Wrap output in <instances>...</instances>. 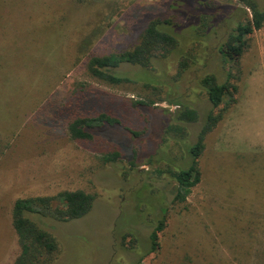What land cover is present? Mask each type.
I'll use <instances>...</instances> for the list:
<instances>
[{"label":"rangeland","instance_id":"374dc122","mask_svg":"<svg viewBox=\"0 0 264 264\" xmlns=\"http://www.w3.org/2000/svg\"><path fill=\"white\" fill-rule=\"evenodd\" d=\"M243 9L239 0H0V264L20 254L15 202L72 191L95 196L87 217L38 219L62 247L54 264H264V149L247 135L248 115L263 123L248 103H264V89L247 85L264 76V27L241 58L224 60L218 50L246 21ZM155 19L190 37L187 71L174 53L149 71L126 67L133 82L122 86L91 77V58L133 49ZM206 75L220 83L231 75L237 92L216 111L226 110L205 140L201 182L174 204L169 172L187 164V146L212 110L200 84ZM185 107L198 122L184 124V140L167 137ZM100 115L121 125L92 141L71 138L74 119ZM258 122L250 132L262 138ZM112 153L119 159L105 163Z\"/></svg>","mask_w":264,"mask_h":264},{"label":"trees","instance_id":"16d2710c","mask_svg":"<svg viewBox=\"0 0 264 264\" xmlns=\"http://www.w3.org/2000/svg\"><path fill=\"white\" fill-rule=\"evenodd\" d=\"M246 9V21L236 22L235 29L229 33L227 40L218 48L219 54L228 60L241 58L247 50L248 37L264 27V4L259 0H239ZM264 2V0H262ZM248 10L251 14H248ZM190 37L183 32L176 31L174 22L170 19L152 20L139 43L131 50L90 59L88 72L94 79L111 85L122 86L133 82V79L124 71L126 67H136L140 71H149L157 59H167L174 53L181 54L179 63L180 71H187L193 64L192 47L187 50ZM232 77L228 76L225 83H220L215 75H206L201 79L202 90L205 91L212 110L200 127L197 141L187 146V164L178 170L169 172L175 184L174 204H184L192 190L201 182L200 159L205 151V140L223 120L225 111L216 113L226 97L237 92V87L231 84ZM178 89L179 86L175 85ZM232 100V104H235ZM143 105L137 103V105ZM154 103L144 104L152 106ZM199 114L195 109L185 107L178 118V123L172 124L167 129V137L175 134L181 139L189 136L184 124L196 123ZM121 125L119 119L108 115L97 117H79L69 125V133L75 141H92L95 135L107 128ZM119 153H112L104 157L105 163L116 162ZM95 196L83 191L63 192L55 198L37 197L19 199L13 207V227L18 236L20 254L14 264H54L62 253V247L57 238L42 227L39 218L51 219L59 223H70L87 217L95 205ZM162 220L150 236L151 252L159 249V233L165 227Z\"/></svg>","mask_w":264,"mask_h":264},{"label":"crops","instance_id":"0c3cea01","mask_svg":"<svg viewBox=\"0 0 264 264\" xmlns=\"http://www.w3.org/2000/svg\"><path fill=\"white\" fill-rule=\"evenodd\" d=\"M263 75H259V76H254L253 78H252V80L250 79L249 80V83H248V88L250 87V85L251 84H253V82H255V83H257V84H259V85H262V86H260L259 87V89H260V91H263V89H264V86H263V84H264V76L262 77ZM263 94H264V92H263ZM238 106V105H237ZM250 106H252L253 107V109H257V108H260L261 110H262V115H261V120L263 121V123H264V103H262V104H255V103H248V107H250ZM254 122H258L256 119H255V115H248L247 116V123H248V131H247V135L248 136H251V137H253L254 139H256L257 141H258V145H259V147L261 148V149H264V137H262V138H258V137H256V136H254L253 134H254V128H253V124H252V126H251V123H254ZM258 123H261L263 126H264V124L262 123V122H258ZM251 128H252V130H253V134L250 132V130H251ZM243 136V135H242Z\"/></svg>","mask_w":264,"mask_h":264}]
</instances>
